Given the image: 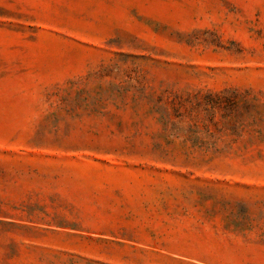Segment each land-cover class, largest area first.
I'll use <instances>...</instances> for the list:
<instances>
[{"label":"rangeland","instance_id":"1","mask_svg":"<svg viewBox=\"0 0 264 264\" xmlns=\"http://www.w3.org/2000/svg\"><path fill=\"white\" fill-rule=\"evenodd\" d=\"M0 170V264H264V0H0Z\"/></svg>","mask_w":264,"mask_h":264},{"label":"trees","instance_id":"2","mask_svg":"<svg viewBox=\"0 0 264 264\" xmlns=\"http://www.w3.org/2000/svg\"><path fill=\"white\" fill-rule=\"evenodd\" d=\"M27 174L29 179H34L35 176L47 178L46 176H40L38 171L32 169ZM0 176L5 177L4 172L1 170ZM11 177L10 181H12V184L4 185L0 188V214L22 215L28 219L56 223L60 226L74 228L79 226L77 221L79 215L58 207L56 204L58 201L55 196L49 197L50 203L46 201L47 198L43 199V202L34 200L31 195L32 191L27 193L24 187L17 184L18 180H20L19 173L16 172Z\"/></svg>","mask_w":264,"mask_h":264}]
</instances>
